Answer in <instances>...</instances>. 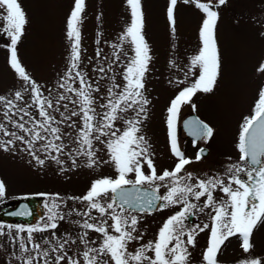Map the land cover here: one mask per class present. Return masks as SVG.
<instances>
[{"label":"rangeland","instance_id":"obj_1","mask_svg":"<svg viewBox=\"0 0 264 264\" xmlns=\"http://www.w3.org/2000/svg\"><path fill=\"white\" fill-rule=\"evenodd\" d=\"M199 2L208 3L209 0ZM210 2L214 6L212 10L218 13L215 37L220 55V74L214 90L211 93L198 92L192 98V104L202 118L218 127L213 151L231 158L236 157L239 152L238 140L244 118L252 114L258 93L264 88V72L258 71L264 63V0H226L223 5H218V0ZM19 3L26 13L27 24L17 44V55L28 75L41 86L44 96L53 100L54 107L59 109L48 111L57 121H63L54 123L53 126L60 127L64 134L62 141H56L64 145V151L59 154L62 163L57 164L43 150L44 141L37 142L32 151L45 160L44 165L40 166L25 143L0 131V141H14V146L10 145L9 151L0 149V181H3L6 188L5 195L0 198V207L8 206L7 202L12 198L37 194L43 198L42 204L45 208L43 217L32 224L18 221L0 222L3 226L0 228V264H23V257L36 255L28 243V233L18 232L17 229L20 226L25 229L43 227L49 223L48 208L53 202L60 205L58 211L64 218L56 221L58 227L55 230L33 233V241L49 251L48 259L51 264H55V256L58 253L52 252L50 245L44 241H51V246H56V239L61 243L67 241L64 251L83 264L81 254L86 247L80 239L82 234L88 231V247L93 248H98L103 238L99 233L85 230L81 226L84 220L88 219L84 215L89 210L87 202L70 198L83 197L95 180L115 178L117 173L110 162L106 147L108 137H101L105 143L94 140L96 163L92 167L88 166L86 156L77 155L74 151L79 147L75 140L82 122L76 116L71 120H63L61 116V113L69 116L71 111H79L77 104L70 103V100L76 99L74 94L65 93L69 100L55 104L56 98L64 92L59 87L61 78L70 67L72 41L66 35V24L74 7V0H19ZM141 3L143 35L149 45L152 59L144 77L143 94L149 101L145 113L147 118L143 119L139 134L148 141L157 173L161 174L166 169L172 170L175 165L166 143L167 109L178 91L194 79L189 73L190 61L201 48L199 32L205 14L196 7L195 2L185 3L184 0H177L173 33L167 18L170 0H141ZM130 21V9L126 0H86L80 25L79 69L94 88L99 87V92L93 93L98 115L105 111L99 105L107 102L108 89L113 88L114 84H119L121 88L114 91L122 90L125 66L134 55L130 42L121 39ZM3 24L0 20V97L11 100L15 107L9 110L8 106L0 102V125L9 133L15 132L28 139L24 132L15 127V123H25V127H31L32 118L38 120L40 117L37 106L32 104L29 86L10 67V38L3 33ZM113 45L117 47L113 48ZM114 53L119 55V60L115 59ZM101 67L105 69L104 73L98 71ZM185 73H189L187 78ZM179 80H186V83L177 84ZM73 86L78 87V81ZM18 91L23 94L22 100L15 99V93ZM64 104H67L68 110H65ZM185 106L189 107L188 104L183 107ZM21 109L31 116H24V119L20 120L23 115ZM5 112H8V116H5ZM119 115L121 119L116 121L115 127L122 132L126 127L125 121L134 118L135 111L129 110ZM42 135L48 134L42 132ZM73 159L76 161L75 165L72 163ZM145 172H148L146 165ZM160 191L166 194L167 188L161 187ZM57 196L59 199H56ZM103 202L107 203V198H104ZM179 208L168 206L153 212L134 213L139 220L135 235L142 236V239L130 242L128 251L134 253L140 246L155 242L160 228ZM91 217L104 219L96 210H91ZM88 222L97 221L88 219ZM108 223L111 224V220ZM196 231L198 232L197 229ZM197 232L195 245H187L190 253L188 264H205L203 253L209 243L210 231ZM20 238H23L29 247L28 253L21 251ZM183 239L186 241L187 236ZM73 240L75 243H72ZM251 244L252 248L245 252L241 246L242 238L238 235L230 237L220 248L217 264H246L251 260L264 264V218L254 228ZM148 255L153 253L149 252ZM33 264H44V260H34ZM62 264H67V259Z\"/></svg>","mask_w":264,"mask_h":264},{"label":"snow or ice","instance_id":"obj_2","mask_svg":"<svg viewBox=\"0 0 264 264\" xmlns=\"http://www.w3.org/2000/svg\"><path fill=\"white\" fill-rule=\"evenodd\" d=\"M184 2H195L196 7L205 14L199 32L201 48L190 61L189 73L194 79L178 91L167 109L166 124L170 149L176 158V163L172 170L166 169L158 174L150 152V145L145 137L139 134L141 132L140 125L143 119L147 118L145 113L149 101L143 94L144 77L152 59L149 45L143 35L144 21L141 0H126L130 9L131 21L121 39L130 42L134 55L125 66L122 90L114 91V89L121 88V85L114 84L113 88L108 89L107 102L99 105L100 108L105 109L102 115H98L94 106L96 100L93 97L94 92H99V87L94 88L86 75L79 69L81 61L80 25L86 0H74V7L66 24V35L72 41L70 67L65 76L61 78L62 82L59 87L64 92L59 94L55 104L59 105L62 101L69 100L65 93L74 94L76 99L70 100V103L77 104L79 111L73 110L69 116H64L61 113L63 120H71L73 116H76L82 122L75 140L79 147L74 151L77 155L86 156L89 162L88 166L92 167L96 163L94 140L105 143L101 137H108L106 147L110 155V162L114 165L117 173L115 178L95 180L83 197L70 198L87 202L89 210L84 215L97 222H88V219H85L81 226L85 230L99 233L103 238L100 246L93 248L88 247V231L82 234L80 239L86 247V250L81 254L83 264H109V262L111 264H188L190 253L187 245H195L196 235V229L185 230V221L192 214L190 210L196 208L191 199L199 201L202 197H206L205 206L212 208L215 212L212 217L213 226L210 230L209 243L203 253L205 264H217V255L221 246L232 236L241 237V246L245 252H248L252 248V232L264 218V88H261L258 93L252 114L244 118L238 140L241 161L245 165L250 164L251 167L233 166L230 169L232 175L227 184L223 180L215 178L207 180L194 178L191 173L181 175L186 165L191 161L184 156L177 143V122L180 111L186 104L191 105L194 109L192 98L198 92L211 93L220 74V55L215 37L218 13L212 10L214 6L210 0L208 3H201L199 0H184ZM225 2L226 0H218V5H223ZM176 4L177 0H170L167 9V18L173 33L175 32L174 9ZM0 10H2L0 20L4 22L2 31L10 38L8 46L10 67L29 86L32 104L37 106L40 117L38 120L32 118L31 127H25V123H15V127L24 132L28 139L15 132L9 133L3 125H0V131L25 143L30 154L40 166L44 165L45 160L37 156L32 149L37 142L44 141L43 150L45 153L57 164H61L59 154L64 151V145L56 143V141H62L64 134L60 127H54L53 124L63 121H57L48 111L49 109L54 111L59 109L54 107L53 100L44 96L41 86L28 75L17 55V44L23 36L27 24L26 13L19 0H0ZM116 47L117 45H113V48ZM97 56H99V50ZM114 56L116 60H119L118 54L114 53ZM98 71L104 73L105 69L101 67ZM258 71L264 72V63L260 65ZM189 73H185L186 78ZM112 79L114 81L115 77L113 76ZM77 81L79 86L74 87L73 85ZM176 83L183 84L186 83V80H179ZM15 99L22 100V92H16ZM0 102L8 106L9 110L15 107L11 100H6L4 97H0ZM63 107L68 110L67 104H64ZM129 110L135 111V117L125 121L126 127L121 132L119 128L115 127L116 121L121 119L120 113ZM20 111L23 112L20 120H23L24 116H31L23 109ZM5 116H8V112H5ZM72 126L74 125H69V127ZM185 127L188 129L189 135L196 140H207L213 135V129L198 119L188 120ZM42 132L48 135H42ZM10 145L14 146L13 140L0 141V149L5 152L10 150ZM201 152H203L202 149ZM52 153H56V155H52ZM69 155L71 156L72 153ZM197 159H200L199 154ZM72 163L75 165V159L72 160ZM145 165L148 169L147 173ZM240 173L247 176V181L240 177ZM130 176L134 178L130 179ZM193 179H196L195 184L191 183ZM161 187L167 188V192L163 196L159 195ZM217 189L227 197L220 204L216 203L213 196ZM5 192V185L3 181H0V198L5 195ZM104 198H107V203L103 202ZM56 199L59 197L57 196ZM161 201L164 202L161 208L180 204L184 206L182 210L166 220L160 228L155 242L140 246L134 253L129 252V243L142 239V236L135 235L139 220L134 213L150 212ZM59 207L60 205L56 202L51 204L48 208L49 223L43 227L36 226L25 229L20 226L17 229L18 232L26 231L28 233L27 240L32 246L31 251L36 254L23 257V264H33L34 260L41 258L44 260V264H51L48 259L49 251L42 249L40 243L34 242L32 234L55 230L58 227L56 221L64 218L58 211ZM91 210H96L104 219L97 220V218L91 217ZM109 220H111V224L108 223ZM2 227L0 225V228ZM109 229L112 231L110 232ZM184 236H187L186 241L182 238ZM44 243L50 245L52 252L58 253L55 256V264H62L66 259L67 264H81L80 260L68 256L64 251L67 241L61 243L59 239H56V246H51L49 240H45ZM72 243L75 241L73 240ZM20 249L23 253L30 251L23 238H20ZM149 252L153 255H148ZM101 257L109 259H100ZM246 264H260V262L251 260Z\"/></svg>","mask_w":264,"mask_h":264},{"label":"flooded vegetation","instance_id":"obj_3","mask_svg":"<svg viewBox=\"0 0 264 264\" xmlns=\"http://www.w3.org/2000/svg\"><path fill=\"white\" fill-rule=\"evenodd\" d=\"M192 119H198L199 121H202L203 123L209 125L213 129V135L211 136L210 139L196 140L193 136L189 135L188 129L185 127V124L188 120H192ZM165 131H166L167 147L170 149V138L168 135V128L166 123H165ZM217 132H218V127L215 126V124L211 123L210 121L202 118L195 111V109L192 108L191 105H189V107L185 106L181 109L177 122V143L180 150L183 152L184 156L191 161V163L186 165L184 172L181 173L182 176L187 173H191L194 178H199L202 180L215 178V179L223 180L224 183L227 184L229 182V177L232 175L230 169H232L233 166L239 165L242 167H249V168L251 167L250 164L245 165L244 162L241 161L240 152H238L236 157L230 158L229 156H221L219 153L213 151ZM201 149L203 150V152H201ZM198 154L200 155V159H197ZM173 161L174 163H176V158L174 156H173ZM240 177L245 181H247V176L244 173H240ZM191 183L195 184L196 179H193ZM233 187H235V185H233ZM29 195H34V194H24L22 196H29ZM159 195L163 196L165 194L160 191ZM34 196H36L41 200L40 205L44 210L43 213L44 215L45 208L42 204L43 198L40 195L38 196L37 194H35ZM109 196H111V194H109ZM213 196L217 204H220L223 200L227 199V197H225L222 191H220L219 189H217L213 193ZM205 200L206 197H202L201 200L199 201L191 199V202L196 205V208L190 210L192 214L189 215L187 220L185 221L186 231L192 230L190 228L193 227H195V229H197L198 232L211 230V227L213 226L212 217L215 215V212L212 208L205 206ZM163 204L164 202L161 201L160 204H158L157 207L152 209L150 212L156 211L157 209L161 208V205ZM176 206L180 207L176 212L178 213L180 210H182L184 205L180 204ZM162 208H166V207H162ZM43 215L40 218H42ZM40 218L36 219L34 223L38 221ZM205 225H207V227H205ZM185 237L186 236H184V238Z\"/></svg>","mask_w":264,"mask_h":264},{"label":"water","instance_id":"obj_4","mask_svg":"<svg viewBox=\"0 0 264 264\" xmlns=\"http://www.w3.org/2000/svg\"><path fill=\"white\" fill-rule=\"evenodd\" d=\"M40 201L34 195L12 198L8 201V206L0 208V221L32 224L44 213Z\"/></svg>","mask_w":264,"mask_h":264}]
</instances>
